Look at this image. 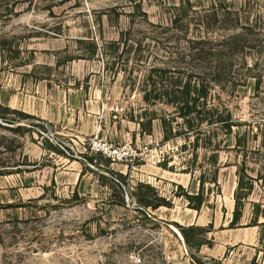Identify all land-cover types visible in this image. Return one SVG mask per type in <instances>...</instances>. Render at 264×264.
Wrapping results in <instances>:
<instances>
[{"label": "rangeland", "instance_id": "obj_1", "mask_svg": "<svg viewBox=\"0 0 264 264\" xmlns=\"http://www.w3.org/2000/svg\"><path fill=\"white\" fill-rule=\"evenodd\" d=\"M0 104V264H264V0H0Z\"/></svg>", "mask_w": 264, "mask_h": 264}, {"label": "trees", "instance_id": "obj_2", "mask_svg": "<svg viewBox=\"0 0 264 264\" xmlns=\"http://www.w3.org/2000/svg\"><path fill=\"white\" fill-rule=\"evenodd\" d=\"M195 90H196V93H198V95L200 97L206 96L204 89H201L202 91L199 89H195ZM182 93H184V94L181 97H177L178 100H180V102H181V106L179 107L180 115L183 118L187 119L196 110L195 104H191V102L192 101L197 102L199 100V96L195 97V98L190 97L191 90L189 88H187L186 91H184ZM10 113L16 114L20 117L11 118V117H9ZM21 116H23L25 118L34 117L33 115H30L24 111H21L18 109H10V107H5V106L0 104V118L5 123L16 124L17 120L21 119ZM186 122L188 123L190 128H193L194 125L192 124V121H190V119H187ZM233 125L234 124L227 123V125H224V127L228 128V129H232ZM16 130L22 132L25 130V128H24V126L19 125L16 128ZM165 139L169 140L170 136L166 135ZM53 150L55 151L56 149L54 148ZM212 183H215V184L218 183V177L216 175L212 179ZM144 186L146 188H148L149 190L155 191V194H156V197H153V198H150V197L147 198L146 197V200L143 201L142 204H144L147 208L150 207V208L156 210L162 206L173 207V201H171V199H168L165 196H162L155 187L151 186L150 184H146ZM204 186H205V181H204V178L202 177L200 179V190L198 192L189 193L188 191H185L181 185H179L178 187L183 189V193L176 194V195L186 198L188 200V207L195 209V210H201V208L205 202ZM241 187H242V180H240V183H239V188H241ZM239 188L237 189V191L235 193L236 204H235V209L233 212V219L231 220V223H230V227H234L243 217L244 202L242 201V196L240 195ZM250 188H252V185H250ZM146 196H147V193H146ZM213 229H214V226L212 223H210L208 226H201V225L193 224L190 226H182L181 227L182 233L186 239L187 244L190 246V248L193 246V241H192V237H191L192 231L201 230V231H205V235H208V233L212 232ZM205 244H209V242L202 241V242L198 243L197 249H199L200 247H202ZM193 258L196 261V264H204L200 259H197L195 256Z\"/></svg>", "mask_w": 264, "mask_h": 264}, {"label": "built area", "instance_id": "obj_3", "mask_svg": "<svg viewBox=\"0 0 264 264\" xmlns=\"http://www.w3.org/2000/svg\"><path fill=\"white\" fill-rule=\"evenodd\" d=\"M89 148L93 155L104 157L112 163H125L128 166L136 167L139 164L138 161L143 159L132 140L115 143L96 135L90 139ZM133 259L136 260L135 255H133Z\"/></svg>", "mask_w": 264, "mask_h": 264}, {"label": "crops", "instance_id": "obj_4", "mask_svg": "<svg viewBox=\"0 0 264 264\" xmlns=\"http://www.w3.org/2000/svg\"><path fill=\"white\" fill-rule=\"evenodd\" d=\"M161 208V207H160ZM198 220H199V218H198Z\"/></svg>", "mask_w": 264, "mask_h": 264}, {"label": "bare ground", "instance_id": "obj_5", "mask_svg": "<svg viewBox=\"0 0 264 264\" xmlns=\"http://www.w3.org/2000/svg\"><path fill=\"white\" fill-rule=\"evenodd\" d=\"M181 235V234H180ZM182 236V235H181Z\"/></svg>", "mask_w": 264, "mask_h": 264}]
</instances>
